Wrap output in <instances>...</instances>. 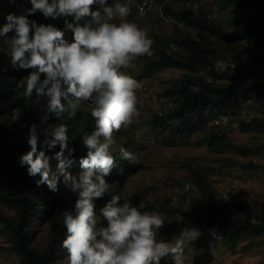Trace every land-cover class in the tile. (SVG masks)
Returning a JSON list of instances; mask_svg holds the SVG:
<instances>
[{"label": "rangeland", "instance_id": "rangeland-1", "mask_svg": "<svg viewBox=\"0 0 264 264\" xmlns=\"http://www.w3.org/2000/svg\"><path fill=\"white\" fill-rule=\"evenodd\" d=\"M117 2L121 3L120 0H109V4ZM197 3L198 9L194 13L199 26L188 27L176 18L188 10L183 0H155L147 17L138 24L154 41L152 53L159 52L160 41L169 44L176 43L175 40L198 39L204 49L208 41L220 54L218 57L238 59L235 75H246L252 83L263 67L252 64L250 54L260 55L264 53V48L255 44L251 49H244L241 43L245 38L230 40L239 31L233 20L243 15L241 8L234 4L225 5L221 0H197ZM165 6L170 9V15L164 14ZM98 7L94 6V10ZM212 30H217V33ZM65 31L66 39L71 42L72 33ZM199 32L206 37V41L199 38ZM180 49L179 53L171 55L184 60L187 50L182 46ZM3 59L11 60L5 39L0 38V67ZM155 59L153 55L138 57L132 67L125 69L142 83L137 92L139 116L127 128L114 132L110 151L117 157L119 149L124 147L134 153L136 159L126 160L130 163L129 168L117 166V173L111 172L105 177L112 187L102 199L94 201L98 227L106 226L99 210L112 195H118L121 204L126 200L142 211H147V207L157 209L155 212L160 213L165 221L158 232V239L175 243L182 230H199L201 235L195 241H184L186 264H264V235L245 237L232 248L220 239L221 232L216 233V238L200 226L211 219L208 207L238 221L257 223L264 216V132L244 128V123H248L253 116L264 120V92L250 95L246 102L240 101L227 113L219 108L209 109L200 126L187 127L186 122L178 120L170 121L168 127H161L153 121V116L165 117L174 111L180 102L178 91L187 85L191 90L198 91L197 76L208 82L212 81V76L211 68L206 64L191 73L171 67L153 69L151 62ZM185 75L190 78L184 79ZM37 103L45 108L46 98L41 97ZM91 106V102L82 103L77 112L90 113ZM31 116L35 118L33 113ZM220 116H227L228 122L215 125L214 119ZM4 119L9 126L25 127L26 120L22 115L15 114ZM177 130L179 132L176 133ZM214 134L218 135V139H213ZM238 147L254 152L244 156L238 152ZM1 151L5 153L3 149ZM74 160L71 158V164ZM57 164L50 162L52 171L56 170ZM251 165L259 168L252 169ZM76 166L67 170L78 178L80 174ZM199 175L208 183L209 198L203 196L195 185ZM39 180V176H29L18 193L35 206L24 228L28 246L37 252L48 251L45 264H66L67 253L61 246L66 228L61 215L64 210L75 211L78 194L64 185L62 177L56 192L50 191L46 184L38 186ZM18 181L17 175L0 171V216L10 221L16 220V207L6 195ZM187 183L193 184L194 188L183 194L182 189ZM218 183L224 187L226 194L219 193ZM174 197H177L176 201H173ZM168 205L185 209L175 217L172 210L162 209ZM57 230L60 235L55 239ZM250 243L256 246L245 251L244 247ZM14 244L13 230L0 221V264H24L20 255L12 249ZM161 264H172L171 257L161 260Z\"/></svg>", "mask_w": 264, "mask_h": 264}, {"label": "clouds", "instance_id": "clouds-1", "mask_svg": "<svg viewBox=\"0 0 264 264\" xmlns=\"http://www.w3.org/2000/svg\"><path fill=\"white\" fill-rule=\"evenodd\" d=\"M8 2L16 4L17 0ZM27 2L31 7L24 10L25 14L9 13L0 26V38L5 39L13 68L31 70L17 87L24 89L27 98H46L42 121L49 114L57 119L63 113L75 117L85 102H91L90 115L95 121L94 130L82 138L87 155L80 159L83 171L78 178L67 170L74 150L69 148L65 124L53 127L52 138L43 141L49 150L59 146L55 171L45 152L38 151L41 140L35 124L27 137L30 150L19 156V165L27 167L28 175L40 177L38 186L43 183L56 192L62 177L64 185L78 194L75 211L64 210L61 215L66 228L61 245L67 253L66 264H161L167 257L172 264H186L184 241H195L201 235L198 229L186 228L175 243L165 242L158 239L164 217L155 211H142L130 201L121 204L118 195H112L99 210L106 226L98 227L94 203L112 187L105 177L116 167L110 151L114 132L127 128L139 116L137 92L142 83L125 69L138 57L151 56L154 41L146 30L127 19L131 9L122 0L114 4L109 0ZM94 6H99L98 10ZM37 12L46 19L73 17L74 22L65 20L71 42L65 30L29 19ZM87 17L91 19L81 25L79 22ZM218 64L227 68L223 61ZM119 155L128 161L136 159L124 147ZM210 231L217 238L215 229Z\"/></svg>", "mask_w": 264, "mask_h": 264}, {"label": "trees", "instance_id": "trees-1", "mask_svg": "<svg viewBox=\"0 0 264 264\" xmlns=\"http://www.w3.org/2000/svg\"><path fill=\"white\" fill-rule=\"evenodd\" d=\"M6 2L7 0H0V26L5 22L7 14H25L24 10L31 7L27 0H20V2L11 6L9 2ZM221 2L225 5L234 4L241 8L243 12V15L233 20L239 31L233 37H230V40L236 41L245 38L246 40H252L254 45L257 44L264 48V0H221ZM183 3L188 10L177 15L176 18L188 27L199 26L194 13L196 10L187 6L188 3H197V0H183ZM164 14L170 15V9L167 6L164 7ZM29 19L35 20L38 24H52L62 30H66V19L69 22H74L73 17L46 19L39 12L29 16ZM90 19V17H87L79 23L84 24ZM212 31L217 33V30ZM198 36L201 40L206 41V37L202 33L199 32ZM173 39L175 38L173 37ZM197 41L199 40L197 39ZM197 41L194 39L174 41L179 47L182 46L187 50L184 60L166 53V46L168 45L166 41H160L159 52L152 54L156 58L151 62L153 69L171 67L187 70L188 73H191L196 72L200 66L206 64L210 66L212 76L211 82L197 76L198 91L191 90L189 85L179 90L180 102L174 111L165 117L153 116V121L161 127H168L170 121L178 120L186 122L187 127L200 126L202 119L209 114V109L219 108L224 113H227L229 109L236 108L240 103L246 102L250 95L264 92V53L255 56L250 54L252 64L263 67L260 75L251 83L247 79L248 76L240 74L241 77H238L235 75L238 59L226 56L218 57L220 54H217L216 49L208 41L206 49L202 48ZM242 47L251 49L244 45ZM219 60H229L234 64V67L228 69L225 73H219L215 68V62ZM30 72L31 70H16L11 65V60H2L0 67V171H5L10 175H17L19 181L10 187L6 195L7 199L16 207V220L10 221L0 216V221L13 230L15 244L12 249L20 255L24 264H45L49 257L48 251L37 252L28 246V237L24 228L28 224L27 220L31 212L34 211L35 206L26 197L18 194L25 186L27 180H29L27 167L19 165V156L30 150L27 144V137L30 126L35 124L41 140L38 151H44L45 155L50 158V162L58 163L54 157L55 153L59 151V146L49 150L43 144V141L44 139L52 138L51 128L58 124H65L68 128L69 148L74 150L69 157L70 160L71 158L75 159L70 167H75L78 161L79 163L75 169L81 174L83 170L80 167V159L87 155V149L82 143V138L86 133L90 134L94 130L95 121L90 113L86 112L84 114L81 111H78L75 117L72 118L68 117V113L61 114L59 119L56 118L55 114H49L47 120L42 121L41 118L45 115V108L37 103L41 97L33 95L32 98H27L24 96V89L17 87L18 82L28 76ZM43 78L41 76V79ZM189 78L188 75L184 77L187 80ZM32 113L34 114V119H32ZM15 114L22 115L26 120L25 127L21 128L20 125L16 124L9 126L6 123L4 118ZM244 128L264 132V120L253 116L248 123H244ZM213 139H218V135L214 134ZM2 149L5 153L1 151ZM237 150L244 156L254 152L244 147H238ZM117 154V157L114 156L116 158V167L111 170L113 174L116 172L117 166L123 169L130 166V163L120 157L119 151ZM65 156H68L67 151ZM251 168L258 169L259 167L251 165ZM262 170L264 171V168ZM195 185L203 196L209 198V186L203 176L199 175L197 177ZM168 206L162 209L168 212L172 210L174 213L178 212L179 214L185 209L184 207L173 205ZM146 210L152 212L157 209L155 207H147ZM208 210L211 213V219L201 223L200 226L208 234H211L210 230L212 229H215L216 233L221 232L222 236L220 239L232 248H235L245 237H260L264 235V216L257 223H252L233 220L228 215L217 212L210 207H208ZM59 235L60 231H55V239ZM255 246V243H250L244 247V250H250Z\"/></svg>", "mask_w": 264, "mask_h": 264}, {"label": "built area", "instance_id": "built-area-1", "mask_svg": "<svg viewBox=\"0 0 264 264\" xmlns=\"http://www.w3.org/2000/svg\"><path fill=\"white\" fill-rule=\"evenodd\" d=\"M122 3L127 4L129 6V8L131 9V14L127 17V19L131 22H135L136 24L141 23L147 16L148 12L152 9L155 0H122ZM188 7L193 8L194 10L198 9V3H188L187 4ZM242 45L251 48L254 46V42L252 40H243L242 41ZM180 47L176 44V43H169V45L166 47V52L171 55L174 53H179L180 52ZM219 61H223L225 65H227V68L224 69L222 67H220V65L218 64ZM215 62V68L219 73H225L228 71V69H231L234 67V64L229 61V60H219ZM228 117L227 116H220L218 118L214 119V124L215 125H224L225 123L228 122ZM218 190L220 194H226V190H224V187H221V185L218 183ZM194 188L193 184H185V186L183 187V194H187L190 191H192ZM230 190L227 189V192L229 193ZM223 196V195H222ZM177 197L173 198V201H176ZM173 204V203H172ZM174 205V204H173ZM175 217L179 216L178 212L174 213Z\"/></svg>", "mask_w": 264, "mask_h": 264}]
</instances>
